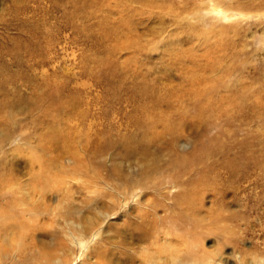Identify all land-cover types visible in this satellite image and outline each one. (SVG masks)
Masks as SVG:
<instances>
[{
    "label": "rangeland",
    "instance_id": "rangeland-1",
    "mask_svg": "<svg viewBox=\"0 0 264 264\" xmlns=\"http://www.w3.org/2000/svg\"><path fill=\"white\" fill-rule=\"evenodd\" d=\"M172 263L264 264V0H0V264Z\"/></svg>",
    "mask_w": 264,
    "mask_h": 264
},
{
    "label": "bare ground",
    "instance_id": "bare-ground-1",
    "mask_svg": "<svg viewBox=\"0 0 264 264\" xmlns=\"http://www.w3.org/2000/svg\"><path fill=\"white\" fill-rule=\"evenodd\" d=\"M119 142H120V140H119ZM119 142H117V143H119ZM112 144L113 143H111V141L109 139H107L103 143L101 149L98 151V154H99L98 156H100V155L102 157L105 156L106 151L110 148V146ZM115 144H113V145H115ZM119 147H120V145H119ZM119 147L118 148L115 147V148H117L119 150H123V152H121V153H124L125 156L121 158V153L120 154H118V152L115 153V155L112 157L113 163H112L111 169L109 170V174H110V172H112L114 174L116 173V175L124 178V175H123L124 173L122 171V166H121V163H118V162H120L118 160H119V158H121V160L122 159H130V158H132L134 156H140V159H142L145 162V164H144L145 171L144 172H145V175L147 177H150L153 174H159L160 173L158 167L157 166H154V164L149 161V149H148V146L147 145H139V146H137V144L134 143L133 141L132 142H127V138H126L125 141L122 144V149L119 148ZM117 149H115V150H117ZM102 164H103V161H102ZM111 174H110V176H112ZM176 205H178L179 207H181L182 210L183 209H186V210H188V212H191V213H193L195 211V202L189 201L188 198H186V199L184 198V201H182L181 203L179 202ZM195 233L196 232H193L192 234H195ZM180 236L181 237H184L185 235L182 234ZM170 241H172V240H170ZM191 246H193V244H186V247H189L190 248ZM157 249H158V251H160V250L162 251L164 248L158 247ZM170 249L174 250L173 247H168L165 250H170ZM172 264H176V263H172Z\"/></svg>",
    "mask_w": 264,
    "mask_h": 264
}]
</instances>
